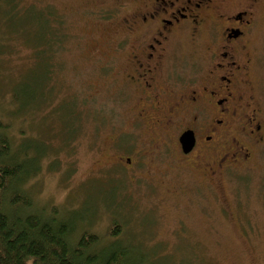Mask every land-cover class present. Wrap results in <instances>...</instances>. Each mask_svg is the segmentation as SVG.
<instances>
[{
	"label": "rangeland",
	"instance_id": "rangeland-1",
	"mask_svg": "<svg viewBox=\"0 0 264 264\" xmlns=\"http://www.w3.org/2000/svg\"><path fill=\"white\" fill-rule=\"evenodd\" d=\"M27 3L54 9L66 33L51 61L54 78L43 88L40 69L31 68L32 48L14 36V30L27 31L28 21L7 22L0 0V121L14 152L27 145L28 158L36 161L39 155L26 186L34 200L90 223V231L107 241L120 222L118 236L142 246L146 264H264V143L254 147L249 167L212 179L177 162L171 166L165 150H151L145 126L128 135L134 130L127 120L110 121L109 113L119 116L121 110L107 103L104 59L122 38L119 0ZM255 48L253 93L264 117V20ZM187 51L185 41L179 52ZM35 81L44 89L45 103L22 112L13 91L22 83L31 85L30 92L37 87L38 96ZM62 106L76 111L75 121L64 116ZM111 129L132 140L113 145ZM130 154L138 165L154 168H127Z\"/></svg>",
	"mask_w": 264,
	"mask_h": 264
},
{
	"label": "flooded vegetation",
	"instance_id": "flooded-vegetation-1",
	"mask_svg": "<svg viewBox=\"0 0 264 264\" xmlns=\"http://www.w3.org/2000/svg\"><path fill=\"white\" fill-rule=\"evenodd\" d=\"M119 2L122 38L104 59L107 103L121 110L111 111L110 121L127 120L134 130L128 135L145 126L151 150H165L171 166L210 179L249 167L254 147L264 143L263 110L253 93L264 0ZM185 41L190 51L179 52ZM111 130L113 145L132 140ZM184 135L193 140L189 152ZM135 147L130 143L139 156ZM124 164L154 168L138 165L132 154Z\"/></svg>",
	"mask_w": 264,
	"mask_h": 264
},
{
	"label": "trees",
	"instance_id": "trees-1",
	"mask_svg": "<svg viewBox=\"0 0 264 264\" xmlns=\"http://www.w3.org/2000/svg\"><path fill=\"white\" fill-rule=\"evenodd\" d=\"M1 3L7 22L28 21L27 31L14 30V36L32 48L31 68L40 69L45 88L54 78L55 66L51 61L60 42L66 39L58 14L52 8L36 9L27 0H1ZM34 85L39 88L40 81ZM30 86L20 83L13 91L14 102L16 106L20 103L18 110L22 112L37 110L45 103L44 89L39 88L38 97L37 87L30 92ZM61 111L75 121V110L62 106ZM4 130L0 121V264H146L148 252L118 236L120 222L113 224V240L107 241L90 231V223L77 222L70 212L36 202L26 186L38 169L39 155L36 161L28 158L27 145L14 152Z\"/></svg>",
	"mask_w": 264,
	"mask_h": 264
},
{
	"label": "water",
	"instance_id": "water-1",
	"mask_svg": "<svg viewBox=\"0 0 264 264\" xmlns=\"http://www.w3.org/2000/svg\"><path fill=\"white\" fill-rule=\"evenodd\" d=\"M188 136L189 135H184L181 138V142L183 144L185 152H189L193 147V140H191V139L189 140Z\"/></svg>",
	"mask_w": 264,
	"mask_h": 264
}]
</instances>
